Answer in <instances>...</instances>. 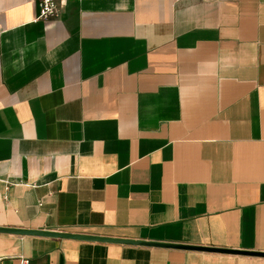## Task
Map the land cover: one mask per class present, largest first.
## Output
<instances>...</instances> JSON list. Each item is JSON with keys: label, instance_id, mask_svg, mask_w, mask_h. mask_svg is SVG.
Instances as JSON below:
<instances>
[{"label": "crops", "instance_id": "0c3cea01", "mask_svg": "<svg viewBox=\"0 0 264 264\" xmlns=\"http://www.w3.org/2000/svg\"><path fill=\"white\" fill-rule=\"evenodd\" d=\"M36 1L0 0V229L59 236L0 264H264V0Z\"/></svg>", "mask_w": 264, "mask_h": 264}, {"label": "built area", "instance_id": "2783aa9c", "mask_svg": "<svg viewBox=\"0 0 264 264\" xmlns=\"http://www.w3.org/2000/svg\"><path fill=\"white\" fill-rule=\"evenodd\" d=\"M37 17L35 22H47L56 20L61 13V0H37ZM18 264H29L26 259H19Z\"/></svg>", "mask_w": 264, "mask_h": 264}, {"label": "water", "instance_id": "95a60500", "mask_svg": "<svg viewBox=\"0 0 264 264\" xmlns=\"http://www.w3.org/2000/svg\"><path fill=\"white\" fill-rule=\"evenodd\" d=\"M0 233H9V234H18V235H39V236H59L58 234H51V233H42V232H26V231H17V230H4L0 229ZM78 238V237H77ZM95 241H103V242H120V243H129V244H141V245H148V246H161L157 244H142V243H134V242H127V241H118V240H106V239H96ZM169 247V246H164ZM194 250L199 251H210V252H218V253H224V254H237L235 252H227V251H214L204 248H192ZM241 255L249 256L247 253H242Z\"/></svg>", "mask_w": 264, "mask_h": 264}]
</instances>
